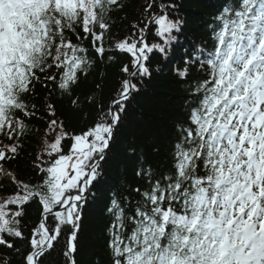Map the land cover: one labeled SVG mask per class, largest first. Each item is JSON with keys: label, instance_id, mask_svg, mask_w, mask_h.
<instances>
[{"label": "snow or ice", "instance_id": "obj_1", "mask_svg": "<svg viewBox=\"0 0 264 264\" xmlns=\"http://www.w3.org/2000/svg\"><path fill=\"white\" fill-rule=\"evenodd\" d=\"M126 6L0 0V264H80L85 206L126 134L128 174L111 190L92 264H264V0H220L202 35L184 41L177 0H146L115 39L113 13ZM120 56L109 100L102 82L81 98L88 74ZM157 57L183 85L181 110L167 131H129ZM65 99L92 106L91 124L70 130ZM35 121L45 125L38 178L18 179L10 165Z\"/></svg>", "mask_w": 264, "mask_h": 264}, {"label": "trees", "instance_id": "obj_2", "mask_svg": "<svg viewBox=\"0 0 264 264\" xmlns=\"http://www.w3.org/2000/svg\"><path fill=\"white\" fill-rule=\"evenodd\" d=\"M125 2L127 6L122 11L113 13L115 21L112 33L115 39H120L130 33L131 25L137 21L141 5L145 4L146 0H125ZM177 2L182 5L179 15L186 21L184 33L180 36V39L184 41L186 38L191 40L193 36L202 35L204 21L212 18L220 0H177ZM180 55V51L177 50L172 59L179 60ZM124 62L125 57L120 56L115 60H105L104 63L95 67L81 85V98L95 92L96 84L102 82L103 90L100 96L106 103L121 77L120 67ZM157 64L160 65V71L156 70ZM165 64L167 66H164ZM172 66V63L161 61L158 57L153 63L152 78L144 82L141 92L132 101L127 117L129 131L142 128L167 131L170 128L172 118L180 112L183 103L182 97L185 96V92L182 90L183 85L177 84L174 80L171 73ZM101 78H103L102 81ZM58 114L65 119L70 130L79 132L91 124L95 110L88 104H84L78 110H73L69 101L65 99L58 105ZM35 127H38L39 131H33L25 140L19 158L10 165L11 171L18 179L35 181L38 178L32 164L34 157L40 151L45 125L41 121H35ZM128 140L129 137L126 134L120 148L111 157L109 163L104 166L105 170L100 183L93 189L94 201L90 200V204L85 206L84 233L88 247L78 257L80 264H92V252L98 250V246L103 244L101 229L105 223V205L111 190L121 184L128 174L122 156L124 144ZM2 186H7L11 190L10 181L6 179L3 180ZM38 215V210L33 205L27 209L25 219L31 224Z\"/></svg>", "mask_w": 264, "mask_h": 264}]
</instances>
